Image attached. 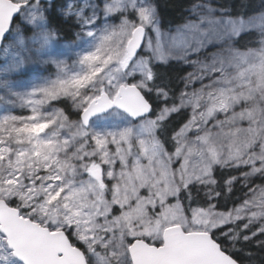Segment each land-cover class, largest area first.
<instances>
[{"label":"snow or ice","instance_id":"1","mask_svg":"<svg viewBox=\"0 0 264 264\" xmlns=\"http://www.w3.org/2000/svg\"><path fill=\"white\" fill-rule=\"evenodd\" d=\"M191 12L0 0V264H264V0Z\"/></svg>","mask_w":264,"mask_h":264},{"label":"trees","instance_id":"2","mask_svg":"<svg viewBox=\"0 0 264 264\" xmlns=\"http://www.w3.org/2000/svg\"><path fill=\"white\" fill-rule=\"evenodd\" d=\"M203 2L206 0H157L162 30H171L185 23L191 16L193 6ZM210 2L215 7L231 9L233 13L246 6L250 14L258 11L260 0H210ZM164 71L172 74L173 69Z\"/></svg>","mask_w":264,"mask_h":264},{"label":"rangeland","instance_id":"3","mask_svg":"<svg viewBox=\"0 0 264 264\" xmlns=\"http://www.w3.org/2000/svg\"><path fill=\"white\" fill-rule=\"evenodd\" d=\"M191 15H192V13H191ZM191 17V16H190ZM189 17V18H190ZM186 23V22H185ZM184 23V24H185ZM183 25V24H182ZM182 25H180L179 27H176V28H173V29H171V30H163L165 33H167L168 34V36L166 37V39H169L170 37H172V36H176V40H177V43H179L180 42V37L177 35V29L178 28H180ZM47 69L46 68H44V67H40V68H36L35 70H33V71H30V73H29V77H31V76H34V75H38L39 73H41V72H43V73H45V74H47Z\"/></svg>","mask_w":264,"mask_h":264}]
</instances>
